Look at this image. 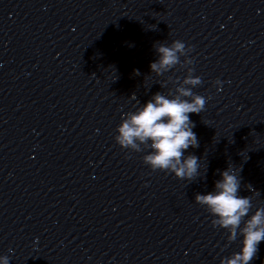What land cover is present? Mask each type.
<instances>
[{"label":"clouds","instance_id":"1","mask_svg":"<svg viewBox=\"0 0 264 264\" xmlns=\"http://www.w3.org/2000/svg\"><path fill=\"white\" fill-rule=\"evenodd\" d=\"M154 47L158 59L150 64V70L157 77L177 65L187 67L193 63L188 58L191 48H186L180 40L171 44L157 42ZM181 57L185 59L181 61ZM134 72L140 75L138 69ZM187 73L182 82L179 77L173 81L176 84L174 93L171 90L167 95L156 92L135 111L124 113L116 129L115 141L122 149L136 152L142 151V146L150 148L143 161L153 171H167L182 180L193 181L200 175L201 164L197 156L185 155L189 147H199L197 135L192 130L195 123L189 114H200L205 109L206 99L193 92V88L202 83L201 78L193 76L191 67H187ZM167 83L165 81L164 85ZM215 83L220 85L222 82L217 80ZM131 99L137 100L136 95L133 94ZM241 171L242 165L237 168L229 164L220 172L221 178L215 182L212 191L195 196V202L213 217L212 226L227 231L230 243L242 237L240 250L222 258L220 264H250L256 258L260 242L264 241V207L256 208L250 215L253 196L239 194ZM247 188L254 191L251 185ZM0 264H9V257L0 256Z\"/></svg>","mask_w":264,"mask_h":264}]
</instances>
